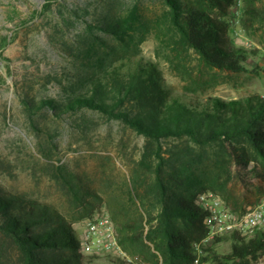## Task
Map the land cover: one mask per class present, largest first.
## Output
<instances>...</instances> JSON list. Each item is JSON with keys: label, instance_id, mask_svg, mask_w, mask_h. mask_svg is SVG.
<instances>
[{"label": "trees", "instance_id": "16d2710c", "mask_svg": "<svg viewBox=\"0 0 264 264\" xmlns=\"http://www.w3.org/2000/svg\"><path fill=\"white\" fill-rule=\"evenodd\" d=\"M153 1L165 7L155 26H164L166 41H161L171 49L167 60L177 74L193 79L183 62L190 50L206 70L245 71L249 51L236 47L228 34L226 17L234 0ZM116 3L122 6L106 1L107 6ZM254 13V1L244 0L243 21ZM147 26L137 6L122 14H96L84 30L62 42L72 66L67 83H60L64 101L23 104L28 110L49 108L57 116L95 111L143 136L140 159L128 171V202L110 209L118 245L150 264H193L194 245L208 233V211L198 197L213 192L227 201L234 180L245 190L263 192L264 97L201 100L172 94L158 66L136 58ZM183 139L193 146L165 144ZM228 236L229 253H215V240L201 246L199 264H251L264 256V231ZM6 247L15 251L16 264H101L102 258L129 264L109 253H81L72 225L57 210L0 186V257Z\"/></svg>", "mask_w": 264, "mask_h": 264}, {"label": "rangeland", "instance_id": "374dc122", "mask_svg": "<svg viewBox=\"0 0 264 264\" xmlns=\"http://www.w3.org/2000/svg\"><path fill=\"white\" fill-rule=\"evenodd\" d=\"M106 1L0 0V186L53 207L72 225L80 244L87 223L96 216L108 217L117 235L110 209L118 210L128 202V171L140 159L146 140L121 121L95 111L83 109L57 116L49 108L28 110L23 101H64L60 83H67L72 66L62 42L84 30L96 14H122L129 7L139 8L148 34L136 58L155 63L174 95L201 100L264 97V0H253L256 13L246 22L244 0H240L237 26L231 22L233 4L228 9V34L236 47L249 51L245 71L206 70L190 50L183 62L193 79L177 74L167 60L172 54L161 41H166L164 26H155L165 11L162 3L114 0L122 6H107ZM165 144L193 146L185 139ZM228 189L231 196L227 201L217 193H207L218 196L236 213L257 203L263 193L245 190L238 180L229 183ZM90 208L92 213L87 214ZM215 240H219L212 245L215 253L230 252L228 235L202 243V247ZM125 253L141 264H150ZM15 259V251L6 247L0 262L16 264ZM100 263L110 264L106 258ZM251 264H264V256Z\"/></svg>", "mask_w": 264, "mask_h": 264}, {"label": "built area", "instance_id": "2783aa9c", "mask_svg": "<svg viewBox=\"0 0 264 264\" xmlns=\"http://www.w3.org/2000/svg\"><path fill=\"white\" fill-rule=\"evenodd\" d=\"M240 0H234L231 12V22L238 25L237 8ZM232 7V6H231ZM199 204L208 211L204 224L208 229L207 236L194 245L196 258L193 264H199L202 252V243L214 238L230 234L251 237L257 232L264 231V188L262 197L255 204L247 205L241 213H236L218 196L212 193H204L198 197ZM81 253L83 254H113L122 258L129 264H141L136 257L127 255L118 245L114 228L108 217L96 216L93 221L87 223L81 240Z\"/></svg>", "mask_w": 264, "mask_h": 264}]
</instances>
